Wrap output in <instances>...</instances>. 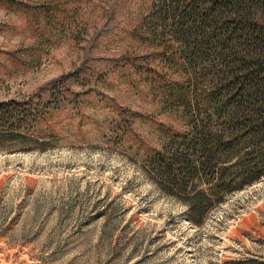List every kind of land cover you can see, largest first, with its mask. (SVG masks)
Returning <instances> with one entry per match:
<instances>
[{"label": "rangeland", "instance_id": "1", "mask_svg": "<svg viewBox=\"0 0 264 264\" xmlns=\"http://www.w3.org/2000/svg\"><path fill=\"white\" fill-rule=\"evenodd\" d=\"M60 2L58 21L41 31L0 7V101L47 100L57 79L79 72L71 82L77 104L54 120L59 139L45 150L0 149V264H264V177L226 196L198 226L127 142L104 136L105 119L117 117L111 105L141 114L129 134L136 147L161 145L159 121L180 123L121 58L151 50L129 33L150 0Z\"/></svg>", "mask_w": 264, "mask_h": 264}, {"label": "trees", "instance_id": "2", "mask_svg": "<svg viewBox=\"0 0 264 264\" xmlns=\"http://www.w3.org/2000/svg\"><path fill=\"white\" fill-rule=\"evenodd\" d=\"M0 7L38 31L63 10L60 0H0ZM129 33L151 50L126 51L123 66L140 72L180 123L159 121L161 145L139 140L134 148L129 134L141 114L128 116L111 105L117 117L105 119L104 136L116 146L127 142L142 171L200 226L226 196L264 177V0H150ZM78 73L57 79L47 100H1L0 149L8 143L13 151L45 150L59 139L54 120L63 107L77 104L71 82Z\"/></svg>", "mask_w": 264, "mask_h": 264}]
</instances>
